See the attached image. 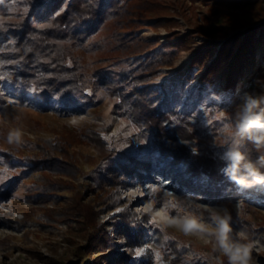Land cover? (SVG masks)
Returning a JSON list of instances; mask_svg holds the SVG:
<instances>
[{"label": "rangeland", "instance_id": "374dc122", "mask_svg": "<svg viewBox=\"0 0 264 264\" xmlns=\"http://www.w3.org/2000/svg\"><path fill=\"white\" fill-rule=\"evenodd\" d=\"M33 5L5 0L0 26L17 25ZM105 11L90 35L60 41L68 76L94 101L63 112L34 103L41 96L33 90L15 93L2 81L0 264H215L211 244L168 223L189 214L207 220L209 206H226L234 232L246 225L264 243V188L227 185L215 197L158 171L156 181L140 182L143 171H134L132 160L159 155L154 134L182 145L192 159L220 160L216 130L235 118L243 93L264 92V35L257 30L235 59L238 43L227 52L237 33L242 43L245 32L264 24V0H106ZM207 48L214 49L195 63ZM213 59L219 66L211 74ZM15 129L21 139L9 142ZM243 150L252 159L260 155L251 144ZM198 178L208 185L205 174ZM158 211L167 219L154 225ZM118 220L143 228L120 237L112 233ZM117 252L122 258L114 261ZM252 256L264 264V254Z\"/></svg>", "mask_w": 264, "mask_h": 264}, {"label": "trees", "instance_id": "16d2710c", "mask_svg": "<svg viewBox=\"0 0 264 264\" xmlns=\"http://www.w3.org/2000/svg\"><path fill=\"white\" fill-rule=\"evenodd\" d=\"M31 1L34 2L33 8L20 23L11 28L0 26V77H3L2 81L5 82V86L15 93L26 95L29 90L38 93L41 96V107H54L63 112L81 109L94 99L77 88L76 78L68 76L67 68L60 61L62 54L60 41L67 38L83 39L90 35L106 12V0H101L99 7L92 12L88 11V6L95 0ZM107 1L109 2V0ZM49 22L55 25L42 26ZM257 30L263 36L264 24L245 32L242 43L239 42L238 36L242 33H237L230 40V44L227 46V52L230 54H232L234 45L239 44L238 51L231 55L232 59L244 53L245 47L252 43L253 35ZM211 49L203 50L194 62L200 63L204 53L210 52ZM172 50L170 49L168 52H172ZM219 52L222 54V50ZM218 60L213 59L207 66L211 74L217 71ZM233 64L234 62H232ZM2 81H0V87H2ZM227 85L229 87L232 85V79L231 81L229 79ZM160 110L161 106H158L155 113L160 114ZM165 137L154 134V146L159 150V155L154 158L141 159L138 156L132 158L137 165L134 171L139 168L143 171L142 173L137 171L136 176L140 182L143 180L156 181L157 179L152 174L153 171H158L163 175H173L184 185L192 189H201L203 193H208L210 196L218 197L219 193L227 190V185L235 187L222 174L221 169L224 167V163L221 160L215 158L204 160L197 157L192 159L188 156V150L185 147L168 141ZM131 172V169L126 167L124 174L128 175ZM202 174L208 178V185L205 187L200 184L198 178ZM118 179H122V176ZM112 225V233H119L120 237L127 235L129 238L135 237V232L141 231L143 228L135 222L127 225L123 220L113 222ZM94 235L104 237V233L100 230H97ZM116 245L118 243L114 241L110 247H116ZM117 254L119 257L121 253L117 252ZM121 258L113 256L114 261L121 260Z\"/></svg>", "mask_w": 264, "mask_h": 264}, {"label": "clouds", "instance_id": "9594fccd", "mask_svg": "<svg viewBox=\"0 0 264 264\" xmlns=\"http://www.w3.org/2000/svg\"><path fill=\"white\" fill-rule=\"evenodd\" d=\"M240 101L235 118L216 130V144L223 149L219 157L224 163L221 172L238 189L264 188V92H245ZM223 116L221 112L218 118ZM21 136L19 129L12 130L8 141H19ZM246 144L260 153L256 159L243 150ZM242 207L240 202L238 208ZM207 211V220L189 214L175 219L171 226L186 236H195L204 244H211L215 264H223L221 257L227 264H255L252 253L264 254V243L254 239L246 225L234 232L233 217L226 206H209Z\"/></svg>", "mask_w": 264, "mask_h": 264}, {"label": "snow or ice", "instance_id": "6c2138e0", "mask_svg": "<svg viewBox=\"0 0 264 264\" xmlns=\"http://www.w3.org/2000/svg\"><path fill=\"white\" fill-rule=\"evenodd\" d=\"M4 3H5V0H0V5H2ZM8 11H11V9H8ZM9 43H11V42H9ZM2 80H3V77H0V81H2ZM34 91H36V89H34ZM2 95H3V92H2V90H0V96H2ZM39 102H40V98L39 97L34 100V103H39ZM9 103L14 104L15 101H9ZM81 119H83V117H81ZM72 123L76 124L77 120L73 119ZM193 151H195V149H193ZM5 179H6V177L4 175H0V184H2L5 181ZM152 191L155 192L156 189H152ZM150 209H151V205L149 206V208L145 209V211H150ZM161 219H167V214L165 212H159L158 211V212H156L155 217H153L152 223L154 225H158ZM173 221L174 220H168V223L171 224ZM141 251H143V249H141L140 251H136L135 256L137 258H139L141 256Z\"/></svg>", "mask_w": 264, "mask_h": 264}]
</instances>
